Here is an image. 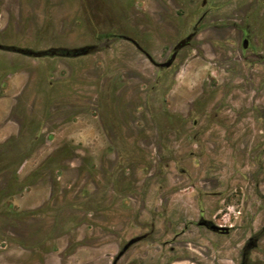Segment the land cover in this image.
Returning a JSON list of instances; mask_svg holds the SVG:
<instances>
[{
  "label": "rangeland",
  "instance_id": "rangeland-1",
  "mask_svg": "<svg viewBox=\"0 0 264 264\" xmlns=\"http://www.w3.org/2000/svg\"><path fill=\"white\" fill-rule=\"evenodd\" d=\"M88 45L0 49V264H264V0H0V46Z\"/></svg>",
  "mask_w": 264,
  "mask_h": 264
},
{
  "label": "trees",
  "instance_id": "trees-1",
  "mask_svg": "<svg viewBox=\"0 0 264 264\" xmlns=\"http://www.w3.org/2000/svg\"><path fill=\"white\" fill-rule=\"evenodd\" d=\"M138 47V46H137ZM1 50L17 53L31 58H79L95 53L96 46H81V47H50L44 50H31L27 48H18L14 46H0ZM139 49V48H138ZM150 59V58H149ZM25 147L19 143V137L11 138L0 144V173L7 171L10 168H15L23 161L25 157ZM21 186L17 177L12 173L7 179L5 188L8 192L15 193V187ZM4 189L0 190V199L3 197ZM19 213L9 206L6 210L0 212V224L4 227H15L18 223ZM1 229V228H0Z\"/></svg>",
  "mask_w": 264,
  "mask_h": 264
},
{
  "label": "flooded vegetation",
  "instance_id": "flooded-vegetation-1",
  "mask_svg": "<svg viewBox=\"0 0 264 264\" xmlns=\"http://www.w3.org/2000/svg\"><path fill=\"white\" fill-rule=\"evenodd\" d=\"M190 39H191V37L187 38L186 41H189ZM129 41H131L137 47V44H135V42L133 40L129 39ZM179 45H181V44H179ZM242 46H243V48L247 47V40L246 39L242 40ZM149 60H151V59H149ZM155 65L157 66V64H155ZM197 225L202 226V227L206 228L207 230H209L215 234H228V232H229V230L227 228L223 229V227H220L221 230L212 228V227H215V224L210 220H205L202 218H200L198 220ZM217 227L219 228V226H217ZM144 238H145V236L139 238V240L144 239ZM255 247H256V239L255 238H248L241 248L240 258H239L237 264H250L248 261V253L250 252V250H252Z\"/></svg>",
  "mask_w": 264,
  "mask_h": 264
},
{
  "label": "water",
  "instance_id": "water-1",
  "mask_svg": "<svg viewBox=\"0 0 264 264\" xmlns=\"http://www.w3.org/2000/svg\"><path fill=\"white\" fill-rule=\"evenodd\" d=\"M177 47H179V46H177ZM172 59H173V56L171 57V59H169L167 62H165V63H162V64H157V66L158 67H168V66H170V64H171V62H172ZM212 228H214V229H220V228H218V227H212ZM221 230V229H220ZM133 241H135V240H133ZM133 241H131V242H129L127 245H130ZM127 245L123 248V251L125 250V248L127 247ZM121 253L122 252H120V254L119 255H121Z\"/></svg>",
  "mask_w": 264,
  "mask_h": 264
}]
</instances>
